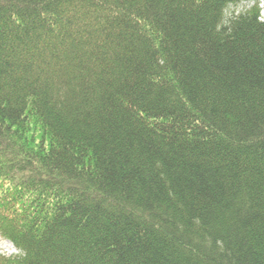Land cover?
Segmentation results:
<instances>
[{
    "label": "trees",
    "instance_id": "trees-1",
    "mask_svg": "<svg viewBox=\"0 0 264 264\" xmlns=\"http://www.w3.org/2000/svg\"><path fill=\"white\" fill-rule=\"evenodd\" d=\"M261 1L0 0V264H264Z\"/></svg>",
    "mask_w": 264,
    "mask_h": 264
},
{
    "label": "rangeland",
    "instance_id": "rangeland-1",
    "mask_svg": "<svg viewBox=\"0 0 264 264\" xmlns=\"http://www.w3.org/2000/svg\"><path fill=\"white\" fill-rule=\"evenodd\" d=\"M255 3L243 1L238 5H231L228 9V16L231 17V14H241V12H247L248 10L252 9L253 5ZM260 7L262 8V17H264V0L261 1ZM21 253L18 248L15 247V245L9 240L3 238V236L0 235V254L5 256H15L17 254Z\"/></svg>",
    "mask_w": 264,
    "mask_h": 264
}]
</instances>
